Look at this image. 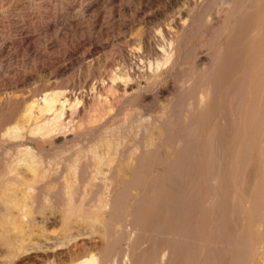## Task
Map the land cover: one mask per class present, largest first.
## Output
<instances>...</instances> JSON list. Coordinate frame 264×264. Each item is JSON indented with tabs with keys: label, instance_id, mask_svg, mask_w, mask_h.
Here are the masks:
<instances>
[{
	"label": "rangeland",
	"instance_id": "1",
	"mask_svg": "<svg viewBox=\"0 0 264 264\" xmlns=\"http://www.w3.org/2000/svg\"><path fill=\"white\" fill-rule=\"evenodd\" d=\"M263 36L264 0H0V98L3 97L4 99L6 97V99H9L7 104H11L10 106L5 105L8 106V108L4 106L3 111L0 109V130H2L4 126L8 128L9 126L11 127L15 125V122H19V126H22L25 132L28 131V129L34 125V122L39 119H36V109L32 108V113L28 120H26L25 118L28 116L26 107H28L27 105H35L39 100L38 98H40L45 92L50 93L51 91H60L65 98H67L63 108L64 112L62 117L64 121L69 124L67 123V127L66 125L64 126V130L61 128L60 131L56 132L57 134L52 143L53 146L50 144V147L47 142L44 144L40 143V145L38 144L39 146L37 145L39 156L36 158L38 159L41 157V160L39 158L38 160L40 161L38 162L43 161L38 164V169L41 170L44 167L47 168L49 167L48 164H50L53 169L58 171V175L54 178L55 180L53 179L55 186L53 188L51 201L50 203H47L49 201L46 202V204L54 205L57 210L63 208L65 199L62 186L63 181L61 178L63 174L61 171H63V169L65 171L66 161L70 159H67L66 157H72L76 153L77 148L78 150L82 146L85 148L87 143L91 145L93 143H98V140H101L102 145L100 147L102 148L100 150L105 149V146H107V144H105L107 143L105 142L107 139L109 141L108 144H111L113 141L115 142L112 143V145L116 144L119 140L117 143L119 144L118 149H121L122 151L132 145L138 146L139 151L136 160V165L138 166L137 170L138 172H140V170L146 171L147 168L144 167L147 166L145 165L142 167L143 161L139 158L140 156H143V148H146L143 146L144 141L147 138V132L144 131V128L150 126L152 130L154 127L155 131L157 129L160 131V134L156 135L157 138L154 141L155 144L146 148L147 163L149 166L151 165L149 169L163 170L167 174L166 167L169 164L172 155L178 154L184 156L190 151L194 152L202 143L201 137L203 135L206 136L207 140L208 137L209 139L212 137L213 139L211 140L217 143L214 145L217 154L219 152L217 155L219 161L224 162L227 156H231L232 166L231 170L230 168L228 169L229 173L226 180H224V184L226 183L225 181H230V179L231 182L230 185H224V204L218 209V211H221L224 214L227 213L228 217L225 224L224 222H221V230H225L224 232L227 233L230 231L231 234L229 235L228 233L230 237L235 234L232 239L236 241L230 244V246L228 244L227 247L224 244H221L219 252L215 253L216 257H197L190 264H243L244 261H240L241 257L246 259V247L244 246L246 239L241 238L243 231H245L247 227H253L257 230L260 227L258 231L264 235ZM169 39L171 42H169ZM167 42L168 44L171 43L170 47L167 46ZM166 46L168 47L166 50L173 48L172 56L166 64L163 63V66L161 65L156 72L151 73V70H149V63L155 61L159 55L161 56L164 51L161 49L163 47V49H165ZM258 52L260 53L258 54ZM248 60H251V62L255 61L254 65L252 64L253 62H248ZM237 63H240V65H237ZM248 63H251V66ZM248 66L253 69H250ZM198 69L202 73H200ZM128 70L129 72L132 70V76L134 77L130 76L127 81L120 80L119 78L118 80L112 79L113 83H111V78L114 76L117 77V75L118 77L120 75L123 76L124 73H128ZM249 71L250 76L248 74ZM206 72L208 73L205 74ZM200 74L203 75L201 76ZM257 76L260 80L256 79ZM135 78L137 79L136 82ZM178 81L180 82L178 83ZM125 82H135L138 86L134 84L135 86L132 87L131 90L123 92L122 85ZM238 82L242 86H240ZM235 84L237 86L239 85L238 87L240 89L241 87H244V90H241L246 92V94L241 91L238 93L240 89L236 91L237 86ZM243 84L246 86H243ZM259 86L262 87L260 88ZM206 89L208 92L205 91ZM200 91L207 92V99L205 98L206 110H204L205 108L203 109L204 115L202 116L204 119H201L197 125L192 126L190 121L192 120L191 118H193L194 106L197 105V100L194 99H197ZM231 93H235V95ZM259 94L263 95L259 96ZM238 96L240 97V100L238 99ZM226 99H228V101ZM190 103H192L193 106ZM240 103L241 107L238 108ZM71 104H73V106ZM187 104L191 105V107ZM230 104L231 106L233 105V107H231ZM234 105H238L235 107L236 110H234ZM185 106L186 108L184 109ZM229 106L232 109V112L230 111ZM221 107H224L223 110ZM189 111H192V114ZM237 111H239L240 114ZM229 113H231V115ZM234 114L236 116H234ZM186 116L188 122L185 118ZM152 120L159 125L158 128L155 123L153 124ZM232 120H234V122H232ZM148 122L150 123L148 124ZM134 123L135 125H133ZM139 123H141V126H139ZM208 126L210 129H208ZM22 127L21 129L23 130ZM71 128V133L70 131H67V134L66 130ZM211 128L214 129L212 130ZM170 129L172 130L171 133H169L171 131ZM62 132H65L64 134L66 137ZM123 132L125 140L122 137ZM133 132L136 134H132ZM207 132L210 136H208ZM243 132H246L245 147L243 144H239V139L244 137ZM98 133L100 135L94 136ZM63 136L67 139L65 140ZM103 136L109 138L104 139L102 138ZM94 137L97 138L96 141H94ZM98 137L100 139H98ZM89 139L91 140V144ZM109 139H112L111 142ZM176 142L178 144H176ZM74 143L75 147L73 146V148H70ZM47 144L48 146H46ZM128 145L130 146L127 147ZM88 146H86V148ZM2 147L4 146L0 145V151ZM194 147L196 149H194ZM231 147L234 148L232 149ZM72 152H74V154H72ZM150 153L154 155H150ZM232 154L236 157L234 155L232 156ZM54 156L57 159L53 160ZM50 157H52L53 162ZM84 157H87L86 159L89 160H87L86 164V162H84L85 159L82 157L80 162H78L76 170L79 171V177L73 188V199L75 202H79L82 197V184L84 187L85 180L83 173H87L86 165H88L89 162L91 163L89 156ZM218 159L217 163H219ZM56 160H58L56 164L61 161L59 164V166L62 167L61 169L59 166L55 165ZM151 161L152 163H150ZM242 165L244 166V169ZM187 167L184 168V173L190 176L194 173L195 169L193 166L192 168L190 164H188ZM240 169L243 171L241 172ZM173 177V181H178V183H175L174 185L175 188H179V190L172 189L174 192L173 195L181 197H177L179 204L181 205L176 208V214H178L177 219L179 220H177L178 226H174L180 228L186 226L184 229H194L196 226H194L195 223L192 222H195L194 216L195 212L197 213V206H194V204L197 205L198 203L199 205L203 202L206 205L208 203L207 199L204 198L203 200L200 198L199 185L202 179H200L198 183L193 180H190L191 183H188L189 181L186 178L175 180V176ZM217 178L219 179H216L215 184L219 183V175ZM141 179L142 177L140 176V180ZM165 181V183H167V179H165ZM211 185L213 187L212 192H214V185ZM80 186L81 189H79ZM201 186L203 187V184ZM216 186L222 188V185L216 184ZM126 189L128 191H126ZM100 190L101 187L97 184L91 191H88L85 195L84 206L86 208H99L98 194L100 193ZM79 191L81 192L79 193ZM38 193L37 198L41 200L39 197L41 196V193ZM54 194L56 195L54 196ZM96 194L98 195V198L94 201L96 199ZM147 198L149 199L148 193H141L134 198L133 190L128 183L119 184L110 191L108 203L103 210H101V214L103 213L102 215L105 220L104 229H108V231L104 230L106 236L103 239L99 236V233H92L90 229H88L89 227L83 222H79V224L76 225L77 227L74 226L71 231L72 235L66 239L59 233L61 231V227L57 225L60 224L59 222H56L55 224L39 222L40 224L43 223L41 225H38L36 222L33 226V228H36L34 229L35 232L33 233V236L37 242L32 239L34 242L30 241L29 243H26L27 249L30 247L28 250L24 249L23 251H18L13 256H5L4 258L2 257V259L0 258L1 264L10 263V261V264H44L45 262H49V259H51L50 262L54 261L52 263H56V261L61 262L64 259L68 261L73 257L75 258V255L72 254L76 253V257H78L84 254V252H89L90 250L97 255H95L98 257L97 260H99L100 257L99 261L102 262L101 264H106L105 259H109L107 260L108 264H111L110 262H113L112 264H127L126 259L128 264H135L136 262H139L140 264H148V262L149 264H164L166 263L167 256H165L162 262H160L158 260L157 252L152 256H155L154 259L152 257L150 259H144V257L136 258L134 255H137V253L139 255L141 252L140 248L143 249L146 247L145 236L147 235L145 231L147 230V227L148 229L151 227V232L157 230L160 224H162L159 221L161 215L166 214V208L164 207L161 209L162 211H155L156 207L154 203L146 205L145 207L141 206V203ZM197 198L199 199V202H197ZM39 200L36 202L38 203ZM53 202H55V204H53ZM59 202L62 204L61 206H59ZM112 203L114 205H112ZM225 203H227V205ZM236 204H238V206ZM135 205L137 207L139 206L141 209L136 208ZM180 207L183 210L187 209L185 215H181L184 213H182L183 210H181ZM134 212L138 216H136ZM39 215L40 213H34V221L39 219ZM149 216L154 218H152V220L157 221L151 223L147 218ZM135 218L137 222L135 221ZM110 220H112V227ZM140 220L143 222L141 223ZM119 221L122 223L125 222L124 226L122 225L120 227L119 224L121 225L122 223H119ZM108 223H110V225ZM139 223L143 226H140ZM155 223L156 226H154ZM247 223L249 224L247 225ZM37 225L39 228L41 226V231L37 232L39 229ZM42 225L44 229H42ZM48 225L55 226L49 227ZM223 225H225L224 228ZM236 225L238 228H236ZM130 226L132 227L130 228ZM140 227L142 232L139 233V230L141 231ZM109 230L111 233L114 231V234H111ZM124 230L128 236L127 240L124 234L120 235V233H124ZM131 230L133 231L131 232ZM134 230H136L135 235ZM234 230H237V233H234ZM87 231L90 232L88 233ZM75 232H77V235L75 234L74 239L73 234ZM116 232L117 234L119 232V234L117 235ZM78 234L80 236H78ZM140 234H142V236ZM94 236L96 237L95 241ZM115 236H117V239ZM136 236H139L140 238H136ZM97 239L100 241L98 242ZM136 239H138L139 242ZM135 240L137 242H135ZM241 240L245 241L242 242ZM62 242H64V245H62ZM111 242L113 243L111 244ZM237 242L238 244H242L239 246ZM29 244L31 245L29 246ZM85 244L87 248L85 247ZM135 244L138 245L139 248L135 246ZM236 244L238 246H236ZM125 246L127 250L125 249ZM238 247L240 248V251ZM76 248L77 250H75ZM129 248H131V251H129ZM226 248H230V251ZM100 250L103 254L105 252L106 256L103 254L101 255ZM78 252L81 253V255ZM117 253H119L118 256ZM256 253L257 250L255 254ZM110 255L114 256L111 257ZM123 255H126L124 256L125 259L120 260ZM110 259H114V261H110ZM143 259L146 260V262H144ZM65 260L63 262H66ZM134 260L137 261L134 263ZM154 260L155 263H153ZM99 261L97 264H100ZM171 262L172 261H170L169 264H171Z\"/></svg>",
	"mask_w": 264,
	"mask_h": 264
},
{
	"label": "bare ground",
	"instance_id": "2",
	"mask_svg": "<svg viewBox=\"0 0 264 264\" xmlns=\"http://www.w3.org/2000/svg\"><path fill=\"white\" fill-rule=\"evenodd\" d=\"M224 2V1H223ZM228 2V1H227ZM208 17V15H207ZM183 19V18H182ZM181 20V19H180ZM185 20V18H184ZM184 20H183V23H184ZM180 22V21H179ZM181 24V23H180ZM186 28V27H185ZM186 30V29H185ZM184 30V31H185ZM183 31V30H182ZM172 34V33H171ZM208 34V33H207ZM171 37V36H169ZM262 37V36H261ZM264 37V36H263ZM171 39V38H170ZM169 39V40H170ZM260 39V38H259ZM168 40V41H169ZM171 42V40L169 41ZM174 43V42H173ZM168 44V42H167ZM171 43H169L167 46L170 47ZM247 45V44H246ZM166 46L165 49H161V50H164L161 54V56L159 55L155 61H153L152 63H149V70H151V73H154L157 71V69L159 67H161V65L163 63H167V61L169 60V58L172 56L173 54V51L172 49H169V50H166L168 49V47ZM245 47V46H244ZM250 48V47H249ZM243 49V48H241ZM245 49V48H244ZM252 49V48H251ZM248 50V49H247ZM263 50V49H262ZM244 51V50H243ZM249 51V50H248ZM241 52V51H240ZM247 52V51H246ZM257 52V51H256ZM264 52V51H263ZM252 53V52H251ZM250 53V54H251ZM260 52H258L259 54ZM176 54V53H175ZM236 54V53H235ZM249 54V55H250ZM253 54V53H252ZM238 55V54H237ZM242 56V55H241ZM256 56V55H255ZM252 57V55H251ZM216 58V57H215ZM236 58V57H235ZM179 59V58H178ZM246 59V58H245ZM249 59V57H248ZM258 59V58H257ZM196 60V59H195ZM204 60V59H203ZM253 60V59H252ZM256 60V59H255ZM232 61V60H231ZM259 61V60H258ZM178 62V60H177ZM175 62V63H177ZM194 62V61H193ZM192 62V63H193ZM240 62V61H239ZM248 62H251V60ZM253 62V61H252ZM251 62V63H252ZM255 62V61H254ZM254 62L252 63L254 65ZM264 62V61H262ZM209 63V62H208ZM250 63V64H251ZM213 64V62H212ZM249 64V63H248ZM247 64V65H248ZM249 64V65H250ZM176 65V64H175ZM237 65H240V63ZM163 66V65H162ZM251 66V65H250ZM248 66L250 69H253L252 67ZM169 68V67H168ZM201 68V67H200ZM238 68V67H237ZM246 68V67H245ZM264 68V67H263ZM212 69V67H211ZM232 69V68H231ZM199 70V69H198ZM197 70V71H198ZM203 70V69H201ZM210 70V69H208ZM249 70V69H248ZM132 71V70H131ZM129 72L128 70V73H124L123 76H119L117 75V77H113L111 78L112 79H117L118 78L120 80H124V81H127L129 79L130 76H132V73L133 72ZM168 71V70H167ZM244 71V69H243ZM246 71V70H245ZM251 71V70H250ZM250 71L248 72L249 76H250ZM200 72V70H199ZM202 73V72H200ZM208 72H206L205 74H207ZM194 74V72H193ZM199 74V73H197ZM211 74V73H210ZM252 74V73H251ZM257 74V73H256ZM263 74V73H262ZM261 74V75H262ZM201 75V74H200ZM203 75V74H202ZM201 75V76H202ZM247 75V74H246ZM196 76V75H195ZM205 76V75H204ZM134 77V76H132ZM136 77V75H135ZM198 77V76H197ZM196 77V78H197ZM243 77V76H241ZM248 77V76H246ZM207 78V77H206ZM209 78V77H208ZM250 78V77H248ZM263 78V77H262ZM256 79H259L258 76ZM114 80V81H115ZM136 78H135V82H136ZM201 80V79H200ZM237 80V79H236ZM246 80V79H245ZM244 80V81H245ZM260 80V79H259ZM134 81V80H133ZM181 81V80H180ZM178 81V83L180 82ZM256 81V80H255ZM132 82V80H131ZM131 82H125L121 87H122V91L123 92H127L129 90L132 89V87H134L135 85L138 86L137 83H131ZM246 82V81H245ZM251 82V81H250ZM111 83H113V80L111 81ZM120 83V82H119ZM206 83V82H205ZM236 83V81H235ZM239 83V82H238ZM237 83V84H238ZM258 83V82H257ZM256 83V84H257ZM135 84V85H134ZM184 84V82H183ZM255 84V85H256ZM120 85V84H119ZM234 85V84H233ZM236 85V84H235ZM240 85V83H239ZM238 85V86H239ZM112 86V85H111ZM110 86V88H111ZM140 86V85H139ZM182 86V85H181ZM179 86V87H181ZM237 86V85H236ZM236 87V91L239 90L240 88L239 87ZM242 86V85H240ZM243 86H246L243 84ZM235 87V86H234ZM257 87V86H256ZM260 87V86H259ZM262 87V86H261ZM260 87V88H261ZM109 88V89H110ZM244 87H241V89H243ZM239 90L238 93H240V91L242 93H245L246 92H243V90ZM258 89V88H257ZM245 90H246V87H245ZM176 91V90H175ZM207 91V89L205 90ZM257 91V90H256ZM254 91V92H256ZM260 91V90H258ZM263 91V90H262ZM208 92V91H207ZM206 92V93H207ZM235 92V91H233ZM135 93V92H134ZM139 93V92H138ZM137 93V95H138ZM206 93L203 91L198 94V97L197 99H194V100H197V105H195L194 107V110H193V118H191L192 120L190 121L192 126L194 125H197L201 119H204L202 118V116L204 115V111L203 109L205 108V105H206ZM237 93V92H235ZM235 93H231L233 95H235ZM241 93V94H242ZM261 93V92H260ZM263 93V92H262ZM256 94V93H255ZM254 94V95H255ZM134 95V94H132ZM240 95V94H239ZM243 95V94H242ZM263 95V94H261ZM259 94V96H261ZM123 96V95H122ZM241 96V95H240ZM244 96V95H243ZM237 97V95H236ZM239 97V96H238ZM245 97V96H244ZM243 97V98H244ZM206 98V99H205ZM233 98V97H232ZM39 100L35 103V105H27L28 107H26L27 111H28V116L25 118L26 120H28V118L30 117L31 113H32V108H35L36 109V113H37V118L36 119H39L37 121L34 122V125L28 129V131H24V128L23 130L21 129V127L19 126V122H15L16 124L13 125V126H9L8 128H6L4 126V128L2 130H0V145L4 146L2 147L1 151H0V155H1V158H0V258L2 259V257L4 258L5 256L9 257V256H13L15 255L18 251H23L24 249H27V246H26V243H29L30 241H32V239H34V236H33V233L35 232L34 229L36 228H33L34 224L37 222L38 225H41L43 223L47 224V223H50V224H55L56 222H59L60 224H57L61 227V231L59 232L60 235L63 237V238H68L69 236L72 235L71 231L73 229V227H77L76 225L79 224V222H83L84 224H86L90 229V231L93 233L97 232L99 233V236L102 237V239L106 236V233L104 230H107L108 229H104V223H105V220H104V217H103V213L101 214V210H103V208L107 205L108 203V198H109V195H110V191L117 185L119 184H125V183H128V185L132 188L133 190V196L134 198H136V196L141 193H148L149 195V199L147 198L146 200L143 201V203H141V206L145 207L146 205H150L151 203H154L155 204V211H158V210H161L164 208H166V214L165 215H161L159 221L162 223L160 224L159 228L153 232H151L152 229H148L147 227V230L145 228V233L147 236H145V239H146V247L145 248H140L141 252L134 254L136 256V258H143L144 259H150L153 255L158 254V260L160 262H162V260L165 258V256H167L166 258V263L164 264H169L170 261L171 264H190L194 261L195 258H203V257H210V256H215V253L216 252H219L220 250V247H221V244L225 245L227 247V245L229 244H232L234 243L236 240L232 239V237L235 236V234H233V236L231 235V237L229 236L231 233L230 231L228 232H224L221 230V222H224L225 224V221L226 219H228L227 217V213L224 214L223 212L221 211H218L219 208L222 207V205L224 204V191L223 189H225L224 185L226 186L227 185H230V182H231V179L230 181H225L226 183L224 184V180H226L227 178V175H228V169L230 168L231 170V156H227L226 157V160L224 162H220L217 155V150H215V145L214 144H217L215 143L213 140L212 137L211 139H209L208 137V140L206 139V136L203 135L201 137V141L202 143L200 144V146L196 149L194 147V149H196V151L192 152L190 151L189 153L185 154L184 156L182 155H170L171 156V160L169 162V164L167 165L166 169H167V174L163 171V170H156V169H149L150 166L148 165L147 163V149L149 146L155 144L154 141L155 139L157 138V134H160L158 131V129L155 131L154 127H153V131L151 130V127L150 126H146V128H144L143 130L145 132H147V138L146 140L144 141V147L146 148H143V153H142V157L140 156L139 158L143 161L142 163V167H144L145 165L147 167H144V168H147V170H140V172H138V166L136 165V160L138 158V151H139V147L138 146H135V145H132L131 147H129L130 145H128L126 150L122 151L121 149H118V145L117 144L119 142L112 145V143H115L114 141L109 145L108 144V139L109 137L106 138V136H103L102 138H106L107 143V146H105V149L103 150H100L102 147H100L102 145L101 143V140H98V143H93L91 144V140L89 141L91 145H89L87 143L86 146H88L85 148L81 145L78 150L77 148V151L76 153L74 154V152H72V154H74L72 157H66L67 159L70 158L69 160L66 161V169L63 173L62 172V181H63V192L65 194V199H64V204H63V208L61 210H57V208L52 205V204H46L47 203H50L51 201V196H52V192H53V188L55 186V183L53 182V179L58 175V171L56 169H53L52 166L49 165V167L47 168H43L41 170L38 169V164L43 162H38L41 160V157L40 160H38L36 157L39 156V153H38V147L37 145L40 143H49V146L50 144H52L54 142V139H55V136H56V132L60 131V129L64 128V126L69 124L68 122L64 121L62 115H63V108H64V105H65V102L67 101L65 98V96L63 95L62 92L60 91H51L50 93H43V95H41L40 98H38ZM62 99V100H61ZM240 100V97L238 98ZM237 99V100H238ZM242 99V97H241ZM252 99V98H251ZM258 99V98H256ZM260 99V98H259ZM9 99H6V97L3 99L0 98V109L1 111H3V108L5 105H8L7 102H8ZM192 100V99H191ZM190 100V101H191ZM215 100V99H214ZM228 101V99H226ZM231 100V99H230ZM229 100V102H230ZM234 100V99H233ZM243 100V99H242ZM226 101V102H227ZM215 102V101H214ZM228 102V103H229ZM239 102V101H238ZM10 103V102H9ZM219 103V102H218ZM220 103H223V102H220ZM192 104V103H190ZM196 104V103H195ZM227 104V103H226ZM235 104V103H234ZM238 104V103H236ZM11 104H9L8 106H10ZM73 106V104H71ZM188 105V104H187ZM241 107V103L239 104ZM8 106H5L8 108ZM191 107V105H188ZM193 106V104H192ZM231 106V104H230ZM229 106V108H230ZM234 105V110L235 107H237ZM189 107V108H190ZM207 107V106H206ZM219 107V106H218ZM226 107V106H225ZM233 107V105L231 106ZM186 108V106L184 107V109ZM222 110L224 107H221ZM228 108V107H226ZM192 109V108H190ZM6 110V109H5ZM206 110V108L204 109ZM229 110V109H227ZM232 109L230 108V111ZM249 110V109H248ZM185 112V111H184ZM188 112V111H187ZM186 112V113H187ZM190 112V111H189ZM192 112V111H191ZM190 112V113H191ZM232 112V111H231ZM235 112V111H234ZM233 112V113H234ZM239 114L240 112L237 111ZM4 113V112H3ZM185 113V114H186ZM189 113V114H190ZM211 113V112H210ZM209 113V114H210ZM238 113H237V116H238ZM247 113V112H246ZM192 114V113H191ZM231 115V113H229ZM228 114V115H229ZM4 115V114H3ZM234 116H236L234 114ZM24 117V116H23ZM184 117V116H183ZM3 118V117H2ZM187 119V122H188V118L187 116L185 117ZM232 118H233V115H232ZM240 118V117H239ZM238 118V119H239ZM243 118V117H242ZM23 119V118H22ZM206 120V119H205ZM230 120V118H229ZM25 121V120H24ZM153 121V120H152ZM151 121V122H152ZM240 121V120H239ZM232 122H234V120H232ZM236 122V121H235ZM68 123V124H67ZM150 122H148L149 124ZM156 124V122L153 121V124ZM205 123V122H204ZM141 123H139V126ZM203 124V123H202ZM201 124V125H202ZM232 124V123H231ZM237 124V123H235ZM246 124V123H245ZM135 125V123L133 124ZM248 125V124H247ZM159 125H157V128H158ZM162 126V125H161ZM160 126V127H161ZM168 126V125H167ZM172 126V125H171ZM204 126V125H203ZM202 126V127H203ZM221 126V125H220ZM227 126V125H226ZM144 127V126H143ZM159 127V128H160ZM213 127V126H211ZM130 128V127H129ZM189 128V127H188ZM186 128V129H188ZM197 128V126H196ZM215 128V127H214ZM214 128H211L212 130ZM66 129V128H65ZM136 129V128H135ZM198 129V128H197ZM203 129V128H201ZM208 129L209 126H208ZM238 129V128H237ZM64 130V129H63ZM72 131V128L71 129H68L66 130L67 131ZM130 130V129H129ZM142 130V131H143ZM161 130V129H160ZM168 130V129H167ZM171 130V129H170ZM210 130V131H212ZM227 130V129H226ZM245 130V129H244ZM70 131V133H71ZM131 131V130H130ZM137 131V130H136ZM183 131V130H182ZM187 131H190V130H187ZM209 131V132H210ZM230 131V129H229ZM162 132V131H161ZM172 130L169 132L171 133ZM201 132V131H200ZM203 132V131H202ZM225 132V131H224ZM63 133V132H62ZM65 133V132H64ZM63 133V134H64ZM100 133V132H99ZM96 134L94 136H98L100 134ZM105 133V131H104ZM135 132H133L132 134H134ZM184 133V132H183ZM216 133V132H215ZM228 133V132H227ZM61 134V133H60ZM68 134V132H67ZM102 134V133H101ZM106 134V133H105ZM136 134V133H135ZM187 134V133H186ZM208 134V132H207ZM236 134V133H235ZM241 134V133H240ZM239 134V135H240ZM244 134V137L239 139V144H243L244 147L246 146V132H243ZM65 135V134H64ZM103 135V134H102ZM124 135V132L122 134V137L124 138L125 140V137L123 136ZM168 135V134H167ZM232 135V134H231ZM250 135V133H249ZM58 136V135H57ZM116 136V135H114ZM113 136V137H114ZM121 136V135H120ZM144 136V135H143ZM174 136V135H173ZM198 136V135H197ZM208 136H210V134H208ZM64 137V136H63ZM66 137V135H65ZM64 137V138H65ZM112 137V139H113ZM119 137V135H118ZM121 137V138H122ZM128 137V136H127ZM126 137V138H127ZM177 137V136H176ZM200 137V135H199ZM229 137V136H228ZM235 137V136H234ZM120 138V137H119ZM122 138V139H123ZM219 138V137H218ZM67 138H65L66 140ZM94 141H96L97 138H93ZM98 139H100L98 137ZM111 139V140H112ZM121 139V140H122ZM174 139V138H173ZM178 139V138H176ZM235 139V138H234ZM63 140V139H62ZM71 140V139H70ZM110 140V139H109ZM110 140V142H111ZM115 140V138H114ZM122 140V141H124ZM160 140V139H159ZM158 140V141H159ZM166 140V139H165ZM193 140V139H192ZM196 140V139H194ZM216 140V139H215ZM237 140V139H235ZM27 141V142H26ZM117 141V140H116ZM169 141V140H168ZM170 141H173V140H170ZM57 142V141H56ZM65 142V141H64ZM125 142V141H124ZM128 142V141H126ZM141 142V141H140ZM161 142V141H160ZM190 142V141H189ZM188 142V143H189ZM192 142V141H191ZM229 142V141H228ZM231 142V140H230ZM76 143V142H75ZM75 143L74 145L72 144V146L70 148H73V146L75 147ZM100 143V144H99ZM132 143V142H131ZM136 143V142H135ZM159 143V142H158ZM163 143V142H162ZM181 143V141H180ZM197 143V141H196ZM219 143V142H218ZM235 143V141H234ZM123 144V143H122ZM134 144V142H133ZM160 144V143H159ZM170 144V143H169ZM172 144V143H171ZM176 144H178L176 142ZM38 145V146H39ZM59 145V144H58ZM166 145V144H165ZM184 145V144H183ZM188 145H191V144H188ZM234 145V144H233ZM238 145V144H237ZM48 146V144L46 145ZM53 146V144H52ZM77 146V144H76ZM173 146V145H172ZM177 146V145H176ZM181 146V145H180ZM222 146V145H221ZM51 147V146H50ZM56 147V146H55ZM79 147V146H78ZM123 147V146H122ZM164 147V146H163ZM229 147V146H228ZM243 147V146H242ZM41 148V146H40ZM168 148V147H166ZM182 148V147H181ZM222 148V147H221ZM232 148V147H231ZM234 148V147H233ZM232 148V149H233ZM238 148V147H237ZM44 149V148H43ZM165 149V147H164ZM170 149V148H169ZM229 149V148H228ZM231 149V150H232ZM236 149V147H235ZM244 149V148H243ZM38 150V151H37ZM163 150V149H162ZM185 150V149H184ZM222 150V149H221ZM225 150V149H224ZM246 150V149H245ZM244 150V151H245ZM171 151V150H170ZM240 151V149H239ZM154 152V151H153ZM152 152V153H153ZM238 152V150H237ZM150 153V155H154ZM183 153V152H182ZM222 153V151H221ZM230 153V152H229ZM235 153V152H234ZM38 154V155H37ZM169 154V153H168ZM172 154V153H171ZM246 154V153H244ZM59 155V154H58ZM57 155V157H58ZM234 154H232L233 156ZM240 155V154H239ZM56 156V155H55ZM53 157V160L57 159L56 157ZM71 156V154H70ZM84 156H89L90 160H91V163L89 162L87 166V173L84 172L83 173V176H85V180H84V187H83V182L81 183L82 184V188H83V192L79 191V193L81 192L82 194V197L81 199L79 200V202H75L74 199H73V193H74V186L75 184L77 183L76 180L78 179L79 177V171H77V166H78V162H80V159L83 157L85 160L84 162H86L87 164V160L89 159H86ZM222 156V155H221ZM235 156V155H234ZM243 156V155H242ZM241 156V157H242ZM246 156V155H245ZM236 157V156H235ZM234 157V158H235ZM61 158V157H60ZM168 158V157H167ZM238 158V157H237ZM245 158V157H244ZM50 159L52 160V157H50ZM59 159V158H58ZM65 159V157H64ZM139 159V160H140ZM150 159V158H149ZM217 159H218V162L217 163ZM236 159V158H235ZM243 159V158H242ZM52 160V162H53ZM83 160V159H82ZM168 160V159H167ZM234 161V160H233ZM58 162V160L55 161V165L59 166L60 162L58 164H56ZM141 162V161H140ZM163 162V161H162ZM237 162V160H236ZM241 162H244V161H241ZM246 162V161H245ZM65 163V161H64ZM152 163V161L150 162ZM190 164L191 167L193 166L194 167V173L190 176H188L186 173H184V168L187 167V165ZM234 164V163H233ZM42 165V164H41ZM54 165V166H55ZM237 165H238V162H237ZM245 165V164H244ZM81 166V165H80ZM85 166V167H86ZM243 166V165H242ZM246 166V165H245ZM60 167V166H59ZM192 167V168H193ZM240 167V166H239ZM62 167H60L61 169ZM65 168V167H64ZM81 168V167H80ZM143 168V169H144ZM159 168V166H158ZM165 168V166H164ZM188 168V167H187ZM235 168V167H233ZM232 168V169H233ZM58 169V168H57ZM79 169V168H78ZM243 169H244V166H243ZM82 170V168H81ZM187 170V169H186ZM83 171V170H82ZM85 171V169H84ZM183 171V172H182ZM219 171V172H218ZM236 171V170H235ZM239 171V170H238ZM237 171V172H238ZM240 171L242 172L243 170L240 169ZM60 172V174H61ZM186 172V171H185ZM236 172V173H237ZM219 173V174H218ZM234 174V173H233ZM81 175V174H80ZM219 175L220 177V180H219V183H216V184H219V185H222V188L219 186L217 187L215 182H216V179H219L217 178ZM243 175V173H242ZM140 176L142 177V179L140 180ZM175 176V180H180L182 178H186L189 182L188 183H191L190 180H193L194 182L197 181V183L199 182L200 179H202V184H203V187L201 186V182H200V198L204 200L207 199L208 203L205 205V203L202 202V204H199L197 203V205L194 204V206H197V213L195 212V222H192V223H195L194 226H196L194 229H184L185 227H182L183 228H180V227H176L178 226L177 224V215L176 214V208L177 206L181 205L179 204V201H178V198H181L179 197L178 195H173V190L176 189L175 188V183H178V181H173L174 180V177ZM237 176V174H236ZM234 176V177H236ZM81 177V176H80ZM224 177V179H223ZM242 177V176H241ZM239 177V178H241ZM60 178V176H59ZM84 178V177H83ZM229 178V177H228ZM58 179V178H57ZM165 179H167V183H165ZM235 179V178H234ZM55 180V179H54ZM80 180V179H79ZM215 180V181H213ZM228 180V179H227ZM240 180V179H239ZM213 181V182H212ZM218 181V180H217ZM79 182V181H78ZM182 183V182H181ZM79 184V183H78ZM97 184L100 185L101 187V190H100V193L98 194L99 195V208H86L84 206L85 204V195L88 193V191H91L92 188L94 186H96ZM214 185V192H212L213 190V187L212 185ZM60 185V184H59ZM179 185V184H178ZM126 186V185H125ZM177 186V184H176ZM181 186V185H180ZM194 186V185H193ZM238 186V185H237ZM259 187V186H258ZM260 188V187H259ZM81 189V186L80 188ZM120 189V188H118ZM167 189V191H166ZM173 189V190H172ZM179 190V188H177ZM176 189V190H177ZM227 189V188H226ZM235 189V188H233ZM237 189V188H236ZM59 190V188H58ZM62 190V189H61ZM98 190V189H97ZM175 190V191H176ZM193 190V188H192ZM126 191H128L126 189ZM199 191V190H198ZM232 191V190H231ZM38 192H40L41 196L39 200L37 198V194H39ZM62 192V191H61ZM122 192V191H121ZM132 193V192H131ZM180 193V192H179ZM178 193V194H179ZM197 193V192H196ZM215 193V194H214ZM127 194V193H126ZM231 194V193H230ZM56 194H54L55 196ZM95 195V194H94ZM96 194V199L94 201L97 200V196ZM187 195V194H186ZM151 196V197H150ZM199 196V195H198ZM229 196V195H228ZM59 197V196H57ZM114 197V196H113ZM126 197V196H125ZM178 197V198H177ZM116 198V197H115ZM140 198V197H139ZM226 198V197H225ZM39 202L37 203L36 201ZM113 199V198H112ZM131 199V198H130ZM191 199V197H190ZM198 199V198H197ZM210 199V200H208ZM243 199V198H242ZM56 200V199H54ZM60 200V198H59ZM62 200V199H61ZM114 200V199H113ZM126 200V199H125ZM138 200V198H137ZM93 201V202H94ZM112 201V200H111ZM123 201V200H122ZM230 201V200H229ZM62 202V201H61ZM110 202V201H109ZM116 202V201H115ZM121 202V201H119ZM182 202V201H181ZM188 202V201H187ZM197 202H199V199L197 200ZM201 202V201H200ZM60 203V202H59ZM190 203V201H189ZM188 203V204H189ZM196 203V202H195ZM228 203V202H227ZM227 203H225L227 205ZM53 204H55V202H53ZM117 204V203H116ZM126 204V203H125ZM230 204V203H229ZM245 204V203H244ZM260 204V203H259ZM58 205V204H57ZM62 204L60 203L59 206H61ZM112 205H114L112 203ZM121 205V204H120ZM238 206V204H236ZM242 205V204H241ZM116 206V205H115ZM190 206V205H189ZM192 206V205H191ZM58 207V206H57ZM118 207V206H116ZM136 208H140L139 206L137 207L135 205ZM183 207V206H181ZM180 207V208H181ZM60 208V207H59ZM111 208V207H110ZM123 208V207H122ZM185 208V207H184ZM195 208V207H194ZM224 208V207H223ZM119 209V208H118ZM125 209V208H124ZM141 209V208H140ZM147 209V208H146ZM235 209V208H234ZM242 209V208H241ZM144 210V209H143ZM141 210V211H143ZM178 210V209H177ZM181 210H183L181 208ZM223 210V209H222ZM227 210V209H226ZM247 210V209H246ZM249 210V209H248ZM59 211V213H58ZM123 211V210H122ZM130 211V209H129ZM128 211V212H129ZM136 211V209H135ZM139 211V209H138ZM149 211V210H148ZM162 211V210H161ZM164 211V210H163ZM187 209L183 210L182 213L184 214H181V215H185ZM191 211V210H190ZM236 211V210H235ZM262 211V210H261ZM124 212V211H123ZM137 212V211H136ZM181 212V211H180ZM226 212V211H225ZM241 212V210H240ZM264 212V211H263ZM34 213H40V215L38 216L39 219L36 221H34ZM135 213V212H134ZM178 213V211H177ZM229 213V212H228ZM143 214V213H142ZM147 214V213H145ZM144 214V215H145ZM189 214V212H188ZM187 214V215H188ZM235 214V213H234ZM237 214V213H236ZM241 214V213H240ZM105 215V214H104ZM131 215H134V214H131ZM136 216H138L136 213H135ZM157 215V214H156ZM151 216V215H150ZM147 217L148 220L151 221V223L153 221H157V220H152L153 217ZM229 216V215H228ZM36 217V216H35ZM113 217V216H112ZM179 217V216H178ZM192 217V216H191ZM231 217V216H230ZM248 217V215H247ZM116 218V217H115ZM157 218V217H156ZM193 218V217H192ZM237 218V217H236ZM120 219V218H119ZM131 219V218H129ZM154 219V218H153ZM232 219V218H230ZM229 219V220H230ZM240 219V218H239ZM123 220V218H122ZM139 220V219H138ZM146 220V219H144ZM189 220V219H188ZM228 220V221H229ZM255 220V219H254ZM111 221V227H112V220ZM135 221H136V218H135ZM183 221V220H182ZM190 221V220H189ZM231 221V220H230ZM236 221V219H235ZM256 221V220H255ZM39 222H43V223H39ZM137 222V221H136ZM141 222V220H140ZM143 222V221H142ZM141 222V223H142ZM227 222V221H226ZM261 222V221H260ZM77 223V224H76ZM119 223H122L121 221H119ZM125 223V222H124ZM124 223H122L121 225L119 224V226L121 227L122 225L124 226ZM154 223V222H153ZM157 223V222H156ZM156 223L154 226H156ZM238 223V222H237ZM256 223V222H255ZM110 225V223H108ZM118 224V223H116ZM135 224V223H134ZM133 224V225H134ZM148 224V223H147ZM159 224V223H158ZM186 224V223H185ZM189 224V223H188ZM187 224V225H188ZM223 224V223H222ZM241 224V222H240ZM249 223H247L248 225ZM37 225V227H38ZM140 225V223H139ZM142 225V224H141ZM140 225V226H141ZM176 225V226H174ZM36 226V225H35ZM49 226V225H48ZM51 226H55V225H51ZM49 226V227H51ZM115 226V225H114ZM143 226V225H142ZM147 226V225H146ZM149 226V225H148ZM225 225H223V228H224ZM233 226V225H232ZM45 227V226H44ZM109 227V226H107ZM127 227H128V224H127ZM126 227V228H127ZM132 226H130L131 228ZM135 227V226H134ZM133 227V228H134ZM247 227V226H246ZM39 228V227H38ZM41 228V226H40ZM40 228L37 230L38 231H41ZM124 228V227H123ZM121 228V229H123ZM132 228V229H133ZM135 228H138V227H135ZM154 228V227H153ZM227 228V226H226ZM225 228V229H226ZM235 228V227H234ZM236 228L237 225H236ZM260 228V227H259ZM258 228V230H259ZM42 229L43 228V225H42ZM53 229V228H52ZM57 229V228H56ZM86 229V230H88ZM115 229V228H114ZM120 229V230H121ZM139 229V228H138ZM141 229V227H140ZM228 229V228H227ZM54 230V229H53ZM83 230V229H82ZM85 230V229H84ZM119 230V228H118ZM233 230V229H232ZM257 229L253 228V227H247L245 231H243V233L241 234V238H244L246 239V243H245V247H246V259L244 257H241V260L240 261H244L243 264H264V235H262L260 233V231H258ZM44 231V230H43ZM50 231V229H49ZM89 231V232H90ZM112 231V230H111ZM117 231V230H116ZM133 230H131L132 232ZM135 231L134 230V235H135ZM235 231V230H234ZM237 231V230H236ZM234 232V233H237V232ZM74 232V231H73ZM86 232V231H85ZM88 232V231H87ZM88 232V233H89ZM110 232V230H109ZM122 232V231H121ZM126 231L124 230V233H120L121 234H124L125 237H126V240H127V234L125 233ZM142 232V229L141 231L139 230V233ZM77 232H75L73 235H74V239H75V234ZM111 233V232H110ZM144 233V234H145ZM41 234V233H40ZM44 234V233H43ZM111 234H114V231L113 233ZM117 234V232H116ZM115 234V235H116ZM119 234V232H118ZM117 234V235H118ZM133 234V233H132ZM59 235V234H58ZM77 235V234H76ZM88 235V234H87ZM87 235H86V238H87ZM142 236V234H140ZM239 235V234H238ZM78 236H80L78 234ZM123 236V235H122ZM132 236V235H131ZM48 237V236H47ZM73 237V236H72ZM110 237V236H109ZM117 236H115L116 238ZM119 237V236H118ZM134 237V236H133ZM139 237V236H136V238ZM238 237V236H237ZM62 238V239H63ZM82 238V236H81ZM84 238V237H83ZM84 238V239H86ZM96 237L94 236V241L96 240L95 239ZM114 238V236H113ZM140 238V237H139ZM72 239V240H74ZM117 239V238H116ZM239 239V238H238ZM35 240V239H34ZM57 240V239H56ZM70 240V238H69ZM88 240V238H87ZM92 240V238H91ZM98 242L100 241L99 239H97ZM138 240V239H136ZM135 240V242H137ZM243 240V239H242ZM241 240V241H242ZM86 241V240H85ZM104 241V240H103ZM115 241V239H114ZM113 241V242H114ZM119 241H120V238H119ZM123 241V240H122ZM176 241V243H175ZM240 241V242H241ZM245 241V240H244ZM242 241V242H244ZM34 242V241H32ZM35 242H37L35 240ZM57 242V241H56ZM71 242V241H70ZM88 242V241H87ZM91 242V241H90ZM110 242V241H109ZM111 242V244L113 243ZM124 243H126L125 241H123ZM139 242V240H138ZM143 242V241H142ZM64 242H62V245ZM115 243V242H114ZM121 243V242H119ZM130 243V242H129ZM145 243V242H144ZM61 244V243H60ZM66 244V243H65ZM68 244V243H67ZM87 244V243H86ZM85 244V247L87 248ZM93 244V243H92ZM110 244V245H111ZM138 244V243H137ZM141 244V243H139ZM143 244V243H142ZM238 244V242H237ZM236 246H240L241 244H238ZM31 244H29L30 246ZM35 245V244H34ZM59 245V244H58ZM76 245V244H75ZM73 245V246H75ZM120 245V244H119ZM118 245V246H119ZM125 245V244H124ZM131 245H132V242H131ZM70 246V244H69ZM107 246V245H106ZM112 246V245H111ZM130 246V245H129ZM135 246H137L139 248L138 245L135 244ZM235 246V245H234ZM243 246V245H242ZM32 247V246H31ZM81 247V246H80ZM91 247V246H90ZM110 247V246H109ZM124 247V246H123ZM122 247V248H123ZM135 247V248H137ZM233 248V246H231ZM30 247H28L29 249ZM78 248V246H77ZM77 248L75 250H77ZM89 248V247H88ZM92 248V247H91ZM27 249V250H28ZM73 249V248H72ZM96 249V248H95ZM94 249V250H95ZM99 249V248H98ZM108 249V248H107ZM125 249H126V246H125ZM131 248H129V251ZM227 250L230 251V248H226ZM235 249V248H233ZM239 251H240V248L238 247ZM83 250V249H81ZM80 250V251H81ZM87 250V249H86ZM90 250V249H88ZM103 250V249H102ZM111 250V249H110ZM114 250V249H113ZM118 250V249H117ZM127 250V249H126ZM125 250V251H126ZM135 250V249H134ZM257 250V253L255 254ZM69 251H70V248H69ZM74 251V250H73ZM93 251V250H92ZM120 251V250H118ZM117 251V252H118ZM67 252V251H66ZM72 252V251H71ZM75 252V251H74ZM73 252V253H74ZM83 252V251H81ZM98 252V251H97ZM111 252V251H110ZM133 252V251H132ZM225 252V251H224ZM245 252V251H244ZM79 253V252H78ZM77 253V254H78ZM96 253V251H95ZM100 253L101 255L103 254L100 250ZM123 253V252H122ZM126 253V252H125ZM229 253V252H228ZM238 253V252H237ZM241 253V252H240ZM81 255V253H79ZM115 254V253H114ZM131 254V253H130ZM230 254V253H229ZM72 255H75V258H71L69 259L68 261L65 260L66 262H57L56 263H52L50 262L51 259H49L50 261L49 262H45L44 264H97V262L100 260V257H99V260H97L98 257H96L97 255L94 254L93 252H91V250L88 252H84V254H82L81 256H78L76 257V253L75 254H72ZM96 255V256H95ZM99 255V254H98ZM105 255V252L104 254ZM119 255V253H117V256ZM127 255V254H126ZM126 255H123L122 258L120 260H123L125 259L124 256ZM132 255V254H131ZM219 255V254H218ZM217 255V256H218ZM71 256V254H70ZM100 256V255H99ZM106 256V255H105ZM111 257H113L114 255H110ZM134 256V257H135ZM157 256V255H156ZM230 256V255H229ZM238 256V255H237ZM6 257V258H7ZM15 257V256H14ZM57 257V256H56ZM69 257V255H68ZM155 257V256H154ZM154 257H152L154 259ZM216 257V256H215ZM222 257V256H220ZM54 258V257H53ZM52 258V259H53ZM117 258V257H116ZM133 258V257H132ZM135 258V259H136ZM157 258V257H156ZM239 258V257H238ZM59 259H60V256H59ZM68 259V258H66ZM102 259V258H101ZM144 262H146V260H144ZM207 259V258H205ZM209 259V258H208ZM213 259V258H212ZM48 260V259H46ZM45 260V261H46ZM58 260V258H57ZM62 260V258H61ZM107 260L109 259H105V262L106 264L107 263ZM246 260V261H245ZM110 261H114V259H110ZM137 261V260H136ZM134 260V263L136 262ZM139 261V260H138ZM152 261V259H151ZM207 261V260H206ZM6 262V261H5ZM120 262V261H119ZM126 262L128 264V261L126 259ZM133 262V260H132ZM11 263V261H10ZM10 263H4V264H10ZM99 263L101 264L102 262L99 261ZM111 264L113 262H110ZM115 263V262H114ZM118 263V262H117ZM122 263V262H121ZM138 264H140L139 262H136ZM135 263V264H136ZM152 263V262H151ZM153 263H155V260L153 261ZM0 264H1V260H0ZM3 264V263H2ZM31 264V263H30ZM34 264V263H33ZM36 264V263H35ZM142 264V263H141ZM146 264V263H145ZM149 264V262H148Z\"/></svg>",
	"mask_w": 264,
	"mask_h": 264
}]
</instances>
